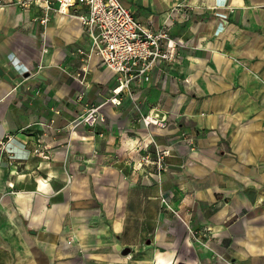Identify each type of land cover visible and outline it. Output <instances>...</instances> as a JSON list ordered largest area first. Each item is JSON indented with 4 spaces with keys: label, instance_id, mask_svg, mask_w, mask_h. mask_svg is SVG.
I'll list each match as a JSON object with an SVG mask.
<instances>
[{
    "label": "crops",
    "instance_id": "0c3cea01",
    "mask_svg": "<svg viewBox=\"0 0 264 264\" xmlns=\"http://www.w3.org/2000/svg\"><path fill=\"white\" fill-rule=\"evenodd\" d=\"M121 2L177 44L133 86L164 129L107 101L115 75L77 53L90 48L77 19L0 7V69L15 77L0 75V264H264V0ZM97 105L104 122L73 124ZM151 138L162 175L132 168ZM188 227H210L208 246Z\"/></svg>",
    "mask_w": 264,
    "mask_h": 264
},
{
    "label": "built area",
    "instance_id": "2783aa9c",
    "mask_svg": "<svg viewBox=\"0 0 264 264\" xmlns=\"http://www.w3.org/2000/svg\"><path fill=\"white\" fill-rule=\"evenodd\" d=\"M11 6L38 8L41 17L37 21L43 26L53 14L77 19L90 39L89 51L79 49L77 53L86 58L98 57L115 75L114 93L107 101L119 106L124 99L129 98L140 112L137 122H141L148 132L153 127H167V115L154 109L144 114L135 103L133 93L135 84L151 81L154 69L160 64L172 65L175 62L177 44L170 39L167 32H152L134 17L121 0H0V7ZM86 74V69L77 74L81 83L85 81ZM78 99L81 97L78 96ZM101 107L102 105L88 106L76 117L73 124L94 127L104 122ZM150 144L154 145L153 152L149 150ZM135 151L140 156L132 166L133 170L151 168L152 171L150 169L149 172L157 175H162L167 170L168 151L162 149L152 138L147 143L138 142ZM162 201L168 207L167 200L162 198ZM188 229L191 239L203 247L208 246L212 232L210 227Z\"/></svg>",
    "mask_w": 264,
    "mask_h": 264
},
{
    "label": "water",
    "instance_id": "95a60500",
    "mask_svg": "<svg viewBox=\"0 0 264 264\" xmlns=\"http://www.w3.org/2000/svg\"><path fill=\"white\" fill-rule=\"evenodd\" d=\"M0 75H2L4 77V79L7 81H13L15 78L11 71L4 73V71L2 69H0Z\"/></svg>",
    "mask_w": 264,
    "mask_h": 264
},
{
    "label": "rangeland",
    "instance_id": "374dc122",
    "mask_svg": "<svg viewBox=\"0 0 264 264\" xmlns=\"http://www.w3.org/2000/svg\"><path fill=\"white\" fill-rule=\"evenodd\" d=\"M39 260H37V262H39ZM33 261H36V259L34 258ZM20 262H23V259H20ZM92 263H93L92 261H87V260L84 259V260H82V262L80 264H92ZM21 264H23V263H21ZM25 264H28V263H25ZM52 264H59V257H57V259Z\"/></svg>",
    "mask_w": 264,
    "mask_h": 264
}]
</instances>
